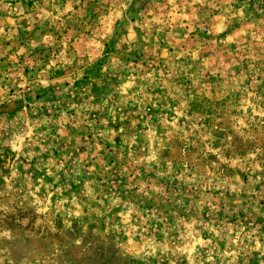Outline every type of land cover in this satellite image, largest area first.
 <instances>
[{
  "label": "rangeland",
  "instance_id": "1",
  "mask_svg": "<svg viewBox=\"0 0 264 264\" xmlns=\"http://www.w3.org/2000/svg\"><path fill=\"white\" fill-rule=\"evenodd\" d=\"M10 41L0 264H264V0H0Z\"/></svg>",
  "mask_w": 264,
  "mask_h": 264
},
{
  "label": "crops",
  "instance_id": "2",
  "mask_svg": "<svg viewBox=\"0 0 264 264\" xmlns=\"http://www.w3.org/2000/svg\"><path fill=\"white\" fill-rule=\"evenodd\" d=\"M176 8L179 11L178 15L175 11ZM161 9L162 8H159L154 13H152L150 18L140 21L139 25L137 24V27H135V24L130 25L126 32L125 41L129 45H134L142 37L153 36L154 33L152 32L154 30L164 29L163 31H165V34L162 33L161 35H159L161 37L156 39V47L151 48V55L153 57H156L159 61L165 62L168 61L174 54L175 46H180L186 43L190 39V37H196V35H198V33L193 34L192 32L196 30V27L198 25L196 21L200 17L195 12H189L184 7L180 6L166 7V9L164 10ZM173 12L176 14H174ZM169 15L177 16L175 19L176 23H174L176 29L178 30L176 33L167 31L172 28V25L170 23L172 18H170ZM213 29L212 32H216V30ZM10 42L11 43L7 46L6 49L0 47V87L4 85L5 78L8 76L5 70L9 71L10 69L17 68L16 53L21 54V50H19L20 52H11L8 50L9 48H12L9 46H16L18 44L17 41ZM1 102L2 100H0V103Z\"/></svg>",
  "mask_w": 264,
  "mask_h": 264
}]
</instances>
